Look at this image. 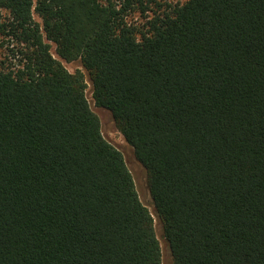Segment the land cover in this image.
Returning a JSON list of instances; mask_svg holds the SVG:
<instances>
[{
    "label": "trees",
    "instance_id": "1",
    "mask_svg": "<svg viewBox=\"0 0 264 264\" xmlns=\"http://www.w3.org/2000/svg\"><path fill=\"white\" fill-rule=\"evenodd\" d=\"M0 11V264H162L155 218L171 264H264V0Z\"/></svg>",
    "mask_w": 264,
    "mask_h": 264
},
{
    "label": "rangeland",
    "instance_id": "2",
    "mask_svg": "<svg viewBox=\"0 0 264 264\" xmlns=\"http://www.w3.org/2000/svg\"><path fill=\"white\" fill-rule=\"evenodd\" d=\"M162 1L172 3V4H177V3L183 4L188 0H162ZM0 14H1V18L3 20H6L5 18L8 16V13L6 11H0ZM35 18L37 21H40L36 15H35ZM9 48H11L9 38L0 34V59H4L5 56L10 54ZM52 53L54 57L57 58L54 45H52ZM63 64L72 73L80 70L85 74V78L88 84L87 97H88L91 109L98 115L100 119L103 135L111 144L117 147L124 155L127 166L133 175L140 199L149 208V210L153 212V207H152L151 199H150L147 184H146L145 171L143 167L135 159L133 148L127 143V141L124 139V136L117 129L112 119L111 113L106 109L99 108L96 106L94 99H93L92 85H91L88 73L84 70V68L82 67L79 61H76L73 63L63 62ZM155 225H156L157 236L160 241L162 253H163L162 264H171L169 250H168L165 239L161 235L160 225L156 218H155Z\"/></svg>",
    "mask_w": 264,
    "mask_h": 264
}]
</instances>
